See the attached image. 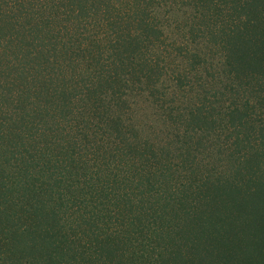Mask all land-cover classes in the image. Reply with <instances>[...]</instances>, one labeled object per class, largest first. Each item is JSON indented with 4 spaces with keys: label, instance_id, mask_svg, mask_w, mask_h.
Wrapping results in <instances>:
<instances>
[{
    "label": "rangeland",
    "instance_id": "obj_1",
    "mask_svg": "<svg viewBox=\"0 0 264 264\" xmlns=\"http://www.w3.org/2000/svg\"><path fill=\"white\" fill-rule=\"evenodd\" d=\"M5 1L0 0V264H264L261 198L245 203L241 192L254 182L264 197V0H55L49 25L64 32L66 25L74 30L83 23L75 36L84 44L105 36L99 18L118 20V6L119 15L132 9L143 15L145 4L157 25L144 33L134 19L121 23L141 29V57L153 61L156 84L144 80L143 93L135 86L119 99L127 128L124 143L115 140L124 146L121 156L129 147L144 153L124 156L127 180L120 184L99 161L75 167L77 154L66 168L70 160L61 142L42 135L43 128L55 132L47 128L58 127L59 116L55 124L39 114L36 103L45 97L36 96L38 77L28 70L54 53L42 38L46 19H36V5L48 0H10L21 3L12 11ZM24 9L30 14L19 18ZM101 43L103 59L110 49ZM19 61L28 79L9 77ZM178 75L181 84L173 80ZM36 126L41 129L34 135ZM60 136L71 144L77 135ZM34 139L43 142L35 146ZM111 153L98 156L107 161ZM55 160L59 167L45 174ZM68 182L102 197L106 191L109 197L99 198L109 204L99 207H108L109 217L82 214L86 204L96 212L91 195L73 198Z\"/></svg>",
    "mask_w": 264,
    "mask_h": 264
},
{
    "label": "trees",
    "instance_id": "obj_2",
    "mask_svg": "<svg viewBox=\"0 0 264 264\" xmlns=\"http://www.w3.org/2000/svg\"><path fill=\"white\" fill-rule=\"evenodd\" d=\"M144 1L145 4L152 3V0ZM5 2L6 5L9 6L8 9L12 11L13 8L17 9L21 3L25 5L27 3H32L33 1L21 0V3L19 4L13 3L10 0ZM59 2H61V0ZM145 4L143 7L147 10V13H144L143 15H139L138 11L135 9H132L127 16L119 15L122 8L118 6L115 9L118 13V15H116L118 20H113L109 15L99 18L101 26L105 25L106 27L104 28L105 36L100 38L98 34H96L95 38L85 44L75 36L77 29H83V23H77L74 30L72 28L69 29L66 25L64 27V32H61V30L54 31L49 25V20L52 22V18L56 16V10H53L54 7L56 9L55 0H48L45 4L36 5V19L38 18L39 21L41 19L44 20L43 18L46 19L42 30V38L47 39L49 43L52 44L54 53L45 56L43 60H40L36 67H31L28 71H35L34 75L38 77V87L34 86V91L37 92L36 96L41 94L45 97L43 102L36 103L39 104V114L47 118L46 121L50 122L51 120V123L54 122L55 124L56 116H59V120L57 121L59 124L58 127L54 128L51 125L47 128V130L55 131L56 133L54 132L50 135L45 128H43L44 132L42 135L47 137V140L53 138L55 141L59 143L61 142L59 146H61L64 155H66L65 158L70 160V163H67L66 168L68 165L72 164L71 161L74 162V154H77L78 158L75 167L80 165L82 167L91 168L92 164H90V162L99 161L105 165L106 170L113 173L111 181L116 184H120L122 181L127 180V177L121 173V168H123V171L126 169L124 156L131 159L138 158L139 156L144 157V153L141 151L137 152L138 154H136L138 156H136L134 148L132 147L127 148V151H124L123 157L121 156L123 152L120 153V151H122L124 146H119L115 140H118L123 144L127 134L124 130V128H126L125 122L120 115L122 106L119 103V99L122 98L123 94H127V90L130 89L131 91H134L135 86H138L140 93H143L144 90L142 89L141 84L144 80L148 81L149 85L151 84L154 86L156 84L153 80L151 81L152 75L155 71L153 61L150 58L141 57V55H143L141 51L142 44L145 42L141 37L143 34L141 29H131L128 26L121 25L124 21L127 22L130 19H134L138 21L144 33L146 30L151 32L156 31L157 25L153 23V17ZM57 7H59V5H57ZM83 8L86 10V5H83ZM24 10H26L24 13L19 12V18L25 17V14H30L27 9ZM134 16L137 17L134 18ZM2 20L5 21L4 19ZM36 24H38L37 21ZM67 28L69 30H67ZM52 32L53 35L51 36L50 34ZM239 36L241 40H244L241 33H239ZM103 41L108 42V50H110H106V57L102 59L100 50L104 48V46L102 47L104 44L101 43ZM131 44L136 46L130 52L128 51V46ZM0 64H2L1 60ZM96 68H98V70ZM25 69L26 68H24L19 61L18 65H12L11 71H9V73H11L9 77L18 74L22 78H27L29 76L25 75ZM162 69L168 75L166 66H164V68L162 67ZM172 71L175 72V70ZM181 78V75H178L173 80L178 84H181ZM155 81L157 82V80ZM6 83L8 84L10 82L6 81ZM21 91L22 89L18 92ZM219 94L220 96L224 95L222 92ZM153 95L154 93H150L147 97L152 96L154 102H158ZM216 99L220 100L219 97ZM232 111L236 112L237 108H234ZM35 129L37 130L34 135L40 133L41 128L39 126H36ZM60 135L67 137L70 135H77L76 137L83 138V142L81 141L78 143L75 137L71 141V144H69L70 142H67V140ZM34 140L35 146L43 142H39L38 139ZM64 141L66 144H64ZM127 146L129 145L127 144ZM104 150L113 151L107 161L105 158L98 156V153L103 152ZM23 158L24 156H20L19 159ZM20 163H22V160H20ZM55 163L56 164L52 167L49 166L45 168V174L52 172L53 168L59 167V161L57 162V160H55ZM94 165H96V163ZM97 167L98 170L104 172V167L98 165ZM53 174L54 173H52V175ZM61 181V179L55 180L59 187ZM66 181L68 180L66 179ZM108 182L109 179L107 177L104 178L103 184H107ZM248 184L249 185L246 184V186H249L248 190H244L243 186L241 189L243 197L245 198L244 202L249 203L254 197L261 198L260 202L262 203V206H260L257 211H259V215L263 220V193L257 192L258 184L254 182L252 185H250L251 183ZM262 185L263 184H261V186ZM67 186L72 188V193L67 194L72 195L73 198L81 197L83 194L88 197L91 195V198H94V200L89 199V201L93 203V205L91 204V207L96 209V212L94 213L92 210H88L86 208L88 205L86 204L83 212L81 211L82 214H91L92 216H95L96 214L95 217H97V219L104 216L109 217L108 207H99L100 205L109 204V200L102 202L99 198H108L109 196L106 191L102 197L98 190L96 193L93 191L90 192L91 189H88V192H82V190L75 187L77 186V182H74L73 184L68 182ZM96 201H99L98 205L95 204ZM80 210L81 208L78 211L80 212ZM97 212H99V215ZM129 225L132 226V222H129ZM260 229H262L261 226Z\"/></svg>",
    "mask_w": 264,
    "mask_h": 264
}]
</instances>
